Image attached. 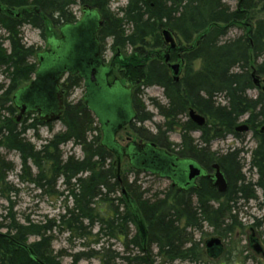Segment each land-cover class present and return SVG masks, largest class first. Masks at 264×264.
I'll return each instance as SVG.
<instances>
[{
	"label": "trees",
	"instance_id": "1",
	"mask_svg": "<svg viewBox=\"0 0 264 264\" xmlns=\"http://www.w3.org/2000/svg\"><path fill=\"white\" fill-rule=\"evenodd\" d=\"M228 1L232 0H128L113 12L109 7L111 0H0V28L5 31L4 38L9 42L7 49L0 36V71L8 80L7 86L0 83V149L18 153L21 165L17 176L20 181L53 187L61 178L71 200L57 221L49 219L44 224H19L10 213L8 225L0 222V264H61L58 258L65 252L54 253L51 248L52 231L56 229L79 240L92 238L95 243H100L104 239L107 243H102L97 250L83 249L69 254V264L98 256L100 264H114L118 258L126 264H156L157 257L161 259L157 264H172L178 259L196 262L204 252L202 240H195L193 232H203V224H207L219 238L231 234L240 226L232 212L240 200L244 203L259 200L262 217L255 218L250 226L264 225V135L257 130L264 123V91L259 88L254 98L247 94L248 90L256 89L252 69L255 75L264 76V19H257L254 26L243 34L226 38L229 27L239 24L243 16L250 15L257 3L256 0H233L235 7L231 8ZM73 5L80 6L81 10L89 7L99 13L102 20L98 31L100 44L110 38L112 49L131 47L134 50L131 57L121 58L118 63L130 71L136 82L132 91L136 117L130 128L140 138L172 152L163 131L159 129L157 133L145 136L135 125L151 118L150 113H141L140 87H161L167 103L160 104L152 98L151 102L166 120V128L171 129L174 125L179 129L181 141L175 144L179 147L176 155L192 157L206 169H210L213 163L219 164L228 181L224 193L218 192L208 178L201 177L194 188L181 191L169 185L165 191L155 194L153 200H142L128 179H117L114 162L109 161L114 156L101 145L99 136L88 140V132L97 131V123L83 101L67 102L70 92L81 84L77 75L68 74L60 83L64 102L59 123L64 130L55 133L39 149L24 137L27 130L36 131L44 123L37 116L27 122L26 117L30 114L20 122L15 120L17 108L13 94L32 79L37 69V62L30 59L36 57L38 49L24 45L21 28L29 25L44 36L51 26L72 24L76 21ZM209 26L211 28L207 30ZM163 29L184 42L179 46L186 47L179 52L184 64L177 82L172 80L166 63L153 53L164 45ZM201 32L204 34L199 38ZM146 45L154 49L146 51ZM174 55L175 51L169 58ZM197 60L200 66L195 70L190 65ZM218 95L223 96L224 103L217 100ZM190 109L205 118L203 127L189 119L181 122L180 117L188 116ZM241 122L249 124L257 142L248 161L249 170L256 174L254 181L246 180L242 172L245 165L242 148L225 153L211 149V142L223 140L227 135L241 141L244 132L234 131ZM194 130L200 133L195 143L190 136ZM70 141L81 147L80 159L72 154L62 158L60 147ZM31 164L37 169L36 174H33ZM12 170V163L0 154L1 186L7 185V174ZM132 170L140 174L134 168ZM122 186L136 201L146 232L144 240L123 197H109L116 191L120 194ZM258 190L260 195H257ZM130 223L136 225L138 232L131 243L139 247V253L132 257L127 251ZM94 228L97 230L92 233ZM30 236H36L38 240L26 243ZM113 239L122 244L121 253L108 244ZM17 244L29 247L36 260ZM153 245L157 248L155 256L150 249Z\"/></svg>",
	"mask_w": 264,
	"mask_h": 264
},
{
	"label": "rangeland",
	"instance_id": "2",
	"mask_svg": "<svg viewBox=\"0 0 264 264\" xmlns=\"http://www.w3.org/2000/svg\"><path fill=\"white\" fill-rule=\"evenodd\" d=\"M128 0H111L109 7L111 10L117 11V8L122 7L126 4ZM257 3L254 9L250 12V15L243 16L240 19V23L237 25H233L229 27L227 31L226 38H233L235 36L243 34L247 29L254 26V22L257 19H264V0H256ZM231 8L235 7V2L228 1ZM72 12L75 15L76 20L81 19L82 11L81 7L78 5L72 6ZM85 31V30H84ZM22 40L25 46H34L38 49V52H42L44 50H48L46 54L45 60L41 65V71L46 73L49 70L51 65L52 59L57 60L60 59V62H64L66 58L71 59L77 52L79 48H81L80 34L79 32L71 31L66 26L56 27L51 26V29H47L44 33V36H41L39 30L29 26L24 25L21 28ZM0 36L3 38L6 36L5 31L0 28ZM161 36V35H160ZM4 47L9 48V42L7 39H3ZM181 41V40H180ZM177 40V45L180 42ZM112 40L107 38L101 43L100 51L101 57L103 62L106 65H110L113 63L112 66V74L108 77L109 83L112 82L114 77H118L120 82L125 87H130L132 91L135 88L136 82L133 81L130 71L127 68L121 67L118 63L120 62L119 56L123 59H127L131 57L133 54V48L128 47L125 50L122 49H112L111 46ZM146 51L149 49H154L153 46L146 45ZM160 53L159 56L165 53L164 47H159ZM158 49V50H159ZM159 52V51H157ZM44 53V52H43ZM39 53V54H43ZM53 53V54H52ZM38 54V53H37ZM52 54V55H51ZM118 54V55H117ZM144 54V53H143ZM143 54L139 56L142 57ZM39 56V55H38ZM139 58V57H138ZM31 62H37L38 60L36 57L30 59ZM179 62V59L176 57V53L174 58L171 57L168 64ZM200 66V62L194 61L190 65L193 69H198ZM1 70V69H0ZM170 73V71H169ZM66 76L63 77V79ZM260 85L264 86V76H261ZM0 83H3L5 86L8 84V80L1 74L0 71ZM259 89H250L247 91V94L254 98L257 96ZM1 92V91H0ZM84 94V87L82 83L79 87L74 88L67 97V102L75 104L77 101L82 100ZM151 98L159 102L160 104L167 103L164 97V93L162 88L157 86H149L146 88L140 87L138 101L141 104L143 112H148L151 114V118L149 120L136 123L135 125L140 129L139 133H142L145 136H151V134L157 133L160 129L163 131L164 138L168 141V143L172 147L171 154H175L178 150V146L175 145L181 141V134L177 126H172L171 129L166 128L165 126V119L158 113L157 109L153 106L151 102ZM217 100L220 103H224L223 96L218 95ZM64 101V97H63ZM3 112V110H2ZM1 112V113H2ZM4 113V112H3ZM2 113V114H3ZM18 112L15 113L17 115ZM36 113L28 115L27 122H32L34 118H36ZM25 118V119H26ZM24 119V120H25ZM188 119V116L180 117L181 122ZM244 119V118H242ZM97 123V131H89L88 132V140H90L93 136L98 135L99 140L102 138V134L100 131V127L98 122ZM1 124V120H0ZM51 126L47 124H40L36 131L27 130L24 137L32 143L36 149H39L41 145L47 143V141L57 132L63 131L64 127L59 123V121H55L50 123ZM95 126V125H93ZM94 128V127H93ZM128 127V131H131V128ZM191 138L194 140V143L197 142V138H199L200 133L198 130L191 131ZM243 139L240 141L239 139H235L231 135H227V137L223 140H216L211 142V149L218 153H225L228 150H232L234 148H242L243 153L241 156L244 157V168L242 170L243 174L246 176V180L254 181L256 179V174L254 170H249V155L250 151L257 146V142L253 139L252 134L248 131L247 133H243ZM116 140L120 144L126 143V136L124 135V131L120 130L116 136ZM62 151V158L65 159L68 155L72 154L75 158L80 159L82 157V150L81 147L74 144L72 141L61 145L60 147ZM0 154L3 158L11 162L13 165V170L7 174L6 182L7 185H0V222L4 225H8L10 222L9 214L11 213L14 217L15 222L19 224H44L49 219L56 220L58 216L64 212V206L69 205L71 203L70 198L67 197L66 188L62 182V179H58L56 184L53 187L48 185H44L43 187L34 185L29 182L20 181L18 178V174L20 172V165L21 160L17 152L15 151H7L4 148L0 149ZM178 156V155H177ZM179 157V156H178ZM182 158V157H180ZM110 163L114 162L115 165V158L109 160ZM116 166V165H115ZM116 168V167H115ZM31 169L33 174L37 173V169L31 164ZM128 179L129 183H132L134 189L136 190L138 196L143 200H153L154 195L163 192L167 189L170 185V181L167 178H161L155 174L151 175L149 173L141 172L140 174H135V172L130 168L128 164L127 158H124L120 162L119 168V179ZM121 194L119 191L111 193L109 197L117 198ZM257 195H260V191H257ZM259 200H251L247 203H244L242 200L237 202L233 206L232 212L236 215L237 221L240 223V226L236 227V229L228 234L226 237L222 238V244L224 247L223 253L217 258H208L206 252L204 251V247L202 251L204 252V256L196 262H188L184 260H176L173 261L172 264H264V251L263 254L257 253L252 247L250 246L251 234L254 231V234L257 238H259L262 247L264 248V225L258 228L251 227L252 223L255 221V218L262 217L263 209L261 210L258 206ZM123 210V207L120 208ZM253 228V229H252ZM203 232H193V238L195 240L201 239L202 246L204 245L206 239L210 238L211 236L219 237L218 235L214 234L212 227L208 226L207 224H203ZM97 229L94 228L92 233H94ZM1 233H4V230H1ZM128 237L129 239V246L128 252H130L131 257L135 254L139 253V247L137 245H133L131 243L132 239L137 232V227L135 224L130 223L128 225ZM205 235H204V234ZM54 235L51 248L53 252L56 253L60 250L64 251L65 254L60 256L58 260L61 264H69L71 258L69 254H74L77 251L85 249V251L90 249H99V246L103 243L106 245L107 243L104 239L100 240V243H95L92 238H88L85 240H79L77 237H69V234L63 232L62 230H54L52 231ZM38 240L36 236H30L26 243H31ZM84 244V245H83ZM108 244H112L111 248L114 249L116 252H122L123 246L118 240H110ZM147 245V243H146ZM154 256L157 254V248L153 245L150 247ZM158 261H161L159 257L156 258V264ZM78 264H100L99 256L92 257L87 260H81ZM114 264H126L123 260L117 259ZM134 264V263H131Z\"/></svg>",
	"mask_w": 264,
	"mask_h": 264
},
{
	"label": "water",
	"instance_id": "3",
	"mask_svg": "<svg viewBox=\"0 0 264 264\" xmlns=\"http://www.w3.org/2000/svg\"><path fill=\"white\" fill-rule=\"evenodd\" d=\"M82 13L81 19L77 22L63 25L71 31L79 32V41H82L81 48L71 59L66 58L64 62H60V59H52L48 72L44 73L40 67L48 50L38 52L36 55L38 67L32 80L13 94V103L18 110L17 122H20L25 115L30 113H37L42 122L57 121L63 111V93L59 87L60 80L65 74L77 75L82 80L84 87L82 101L99 124L102 134L100 143L115 158L117 179H119L120 162L127 158L130 168L151 175L155 174L163 179L167 178L171 187L181 191L194 188L196 179L204 177L209 179L211 185L218 192L224 193L228 188L227 179L219 164L213 163L211 166L212 173L208 174L195 160L187 157L180 158L164 148H159L154 142H137L136 137L133 136L126 145L118 143L115 138L116 134L136 117L132 103V89L125 87L118 77H114L109 83L108 77L112 74V65H104L100 54V42L97 37L102 22L98 13L92 8L85 7L82 9ZM210 28L211 26L207 30ZM203 34L204 32H201L199 38ZM162 37L167 50L159 57L156 53V58L167 64L172 80L179 81L183 70V59L181 58L180 62L168 64L169 52L171 50L184 51L186 47H177L175 37L166 29L162 31ZM251 77H253L254 85L259 87L261 76L255 75L254 69L251 72ZM262 90L264 91V86H262ZM188 112L191 122L199 127L205 125V118L201 114L194 109H190ZM259 130L264 133V124L259 127ZM234 131L248 132V126L245 123L239 124L234 128ZM121 196L131 211L144 240L146 232H144V224L136 201L123 186L121 187ZM21 247L32 259L36 260L29 247L24 245ZM204 247L206 255L210 259H217L224 251L222 240L215 236L206 239ZM253 249L257 253L261 252L258 242L253 244Z\"/></svg>",
	"mask_w": 264,
	"mask_h": 264
},
{
	"label": "flooded vegetation",
	"instance_id": "4",
	"mask_svg": "<svg viewBox=\"0 0 264 264\" xmlns=\"http://www.w3.org/2000/svg\"><path fill=\"white\" fill-rule=\"evenodd\" d=\"M97 37H98V34H97ZM98 40H99V38H98ZM164 41V40H163ZM176 42H177V39H176ZM163 47L165 48L164 49V51L166 52V50H167V46H166V44L164 43V45H163ZM177 47H179V45H177ZM160 50L161 49H157L156 51H159L158 53H160ZM155 51V50H154ZM154 51H153V53H154ZM174 50H171L170 52H169V55H170V53L171 52H173ZM175 53H176V57L179 59V61H180V57L181 56H179V51H175ZM118 55V54H117ZM119 56V60L121 59V57H120V55H118ZM154 56L156 57V54L154 53ZM157 56L159 57V54H157ZM104 63V62H103ZM113 63H115V62H113L112 61V63H110L112 66H113ZM106 65V64H105ZM172 78V77H171ZM256 89H259V87H256ZM255 89V90H256ZM133 108H134V106H133ZM134 111H135V109H134ZM245 118V117H244ZM240 120H245V119H240ZM133 122V120L131 121V122H129V124H127L125 127H123L122 129H120V130H123L124 131V135L126 136V143L124 144V145H126L127 143H129L130 142V140H132V137L133 136H135L136 137V141L138 142V141H141V142H151V141H147V140H144L142 137L140 138V135H138V134H136L135 132H134V130L131 128V131L132 132H129L127 129H128V127H130V124ZM247 126H248V131L252 134V131L250 130V128H249V124H247V123H245ZM130 129V128H129ZM119 130V131H120ZM258 130V129H257ZM258 132L259 133H261L260 132V130H258ZM119 133V132H118ZM117 133V134H118ZM247 133V132H246ZM117 134H116V136H117ZM261 134H263L264 135V133H261ZM116 138V137H115ZM153 142V141H152ZM121 144V143H120ZM123 145V144H122ZM155 145H157L156 143H155ZM159 148H162V147H160L159 145H157ZM164 148V147H163ZM162 148V149H163ZM165 150H167L166 148H164ZM168 151V150H167ZM169 153H171L170 151H168ZM180 157V156H179ZM187 158H190V159H193V160H195L194 158H192V157H187ZM195 162H197L198 163V161L197 160H195ZM199 165H200V163H198ZM213 165V164H212ZM211 165V166H212ZM202 166V165H201ZM203 167V166H202ZM204 169H205V171H206V173H208V174H211L212 173V169H211V167H210V169H206V167H203ZM200 178H198V179H196V182H195V185H197V182H198V180H199ZM170 185H171V183H170ZM227 185H228V181H227ZM228 189V188H227ZM217 190V189H216ZM253 229V228H252ZM254 231L255 230H253L252 231V234H251V240H250V246L252 247V249H253V244L254 243H257L258 242V244H259V247L261 248V254H263V251H264V248L262 247V244H261V242H260V240H259V238H257L256 236H255V234H254ZM223 249H224V247H223Z\"/></svg>",
	"mask_w": 264,
	"mask_h": 264
},
{
	"label": "bare ground",
	"instance_id": "5",
	"mask_svg": "<svg viewBox=\"0 0 264 264\" xmlns=\"http://www.w3.org/2000/svg\"><path fill=\"white\" fill-rule=\"evenodd\" d=\"M0 10H1V9H0ZM93 10H94V9H93ZM95 11H96V10H95ZM96 12H97V11H96ZM97 13H98V12H97ZM98 15H99V13H98ZM99 18H100V21L102 22L100 15H99ZM77 21H78V20H76L75 22H77ZM75 22H74V23H75ZM163 30H164V29H163ZM163 30H162V31H163ZM166 30H167V29H166ZM161 35H162V32H161ZM154 53L156 54V53H158V52L155 50ZM252 70H253V69H252ZM251 72H252V71H251ZM81 81H82V80H81ZM176 82H177V81H176ZM253 85H254V83H253ZM254 87L256 88L255 85H254ZM20 88H21V87H20ZM17 90H18V89H17ZM17 90H16V91H17ZM16 91H15V92H16ZM15 92H14V93H15ZM17 112H18V110H17ZM90 112H91V111H90ZM91 114H92V113H91ZM15 120H16V116H15ZM16 122H17V120H16ZM44 123H47V122H44ZM48 123H52V122H48ZM243 123H244V122H241V123H239V124H243ZM239 124H238V125H239ZM263 124H264V123H263ZM263 124H261V125H263ZM261 125H259V127H260ZM258 130H259V128H258ZM238 132H240V131H238ZM241 133H243V132H241ZM244 133H246V132H244ZM77 146H78V145H77ZM115 167H116V166H115ZM120 194H121V192H120ZM138 228H139V227H138ZM2 234H4V233H2ZM17 245H18L19 247H21L20 244H17ZM24 246H25V245H24ZM21 248H22V247H21Z\"/></svg>",
	"mask_w": 264,
	"mask_h": 264
}]
</instances>
